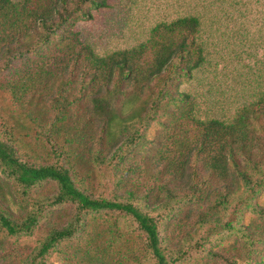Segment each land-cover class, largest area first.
I'll list each match as a JSON object with an SVG mask.
<instances>
[{
  "label": "trees",
  "instance_id": "obj_1",
  "mask_svg": "<svg viewBox=\"0 0 264 264\" xmlns=\"http://www.w3.org/2000/svg\"><path fill=\"white\" fill-rule=\"evenodd\" d=\"M110 1L0 0V72L14 77L9 93L0 89V102L18 133L0 136V264H50L64 241L84 233L86 215L101 212L132 218L146 239L111 254L114 239L123 237L113 216L108 227L98 223L90 232V245L110 259L89 253L90 262L178 264L199 248L228 264L258 261L264 245V204L258 201L264 191V87L232 119L202 118L198 102L179 87L208 62L204 30L238 26L254 9L264 27V0H183L187 13L157 24L130 49L99 55L76 24L92 10L111 7ZM22 118L58 155L55 164L23 154L20 138L32 134L24 132ZM154 126L162 130L151 140L172 154L148 174L161 188L121 191L116 184L110 194L97 193L89 183L93 167L114 173L109 154L120 157L146 143ZM70 146L77 154H68ZM83 162L85 175L77 169ZM49 182L57 192L34 199L32 209L20 204V212L13 210L17 185L29 196ZM67 206L73 214H55ZM185 206L175 234L163 235L162 215ZM36 233L33 246L22 245ZM215 234L242 243L216 251L208 246Z\"/></svg>",
  "mask_w": 264,
  "mask_h": 264
},
{
  "label": "rangeland",
  "instance_id": "obj_2",
  "mask_svg": "<svg viewBox=\"0 0 264 264\" xmlns=\"http://www.w3.org/2000/svg\"><path fill=\"white\" fill-rule=\"evenodd\" d=\"M19 2L21 0H13ZM111 7L100 10H92L90 18H81L76 24V30L80 32L84 43L92 45L99 55H108L118 50L130 49L146 39L150 30L161 22H170L177 17L187 13L188 4L183 0H111ZM238 26L225 24L220 28L207 27L201 34L202 40L208 45V62L194 73L193 78L184 79L179 90L192 95L198 102L202 118L217 117L220 119H232L244 107L252 104L260 95L264 87V27L260 16L254 11H249V16L240 19ZM22 64L17 67L22 68ZM14 77L8 72H0V89L9 93ZM15 108V107H13ZM25 126L24 132L32 134L25 141L20 138L19 144L23 154L35 163H53L58 161L57 154L52 151L48 143L37 134L32 133L29 121L21 119ZM14 121L5 113L0 102V136L11 138L16 136L17 131ZM160 126L150 129L149 140L123 151L120 157L117 154H109L110 169H98L93 167L94 176L91 183L95 191L100 194H110L116 189L125 191L129 188L150 190L161 188V183H156L150 174L158 170L160 161L172 159L165 144L153 143V138L161 132ZM24 134V133H23ZM264 143V134L259 133ZM157 139V137H156ZM68 154L77 150L70 146ZM67 165L71 164V158H64ZM116 160V161H115ZM74 163V161L72 162ZM77 169L85 175L88 171L85 162L77 164ZM4 178V175L1 174ZM18 198L11 201L14 211L20 212L22 206L30 209L34 207V199L45 194L57 192V186L53 182L44 183L30 190L29 196H24V190L20 185L15 187ZM18 191V192H17ZM23 197L22 203L20 198ZM260 204H264V191L258 197ZM20 204H23L20 206ZM189 207H181L171 215H162L161 230L163 235L175 234L176 223L183 218ZM69 209L73 214V206L55 208V214L61 215ZM118 218V226L123 234L122 239H114L109 248L111 254L115 255L121 251L124 244H133L145 241L146 237L140 231L136 222L128 216H119L116 213H88L86 215V227L84 233L76 239L64 241L59 250L53 254L50 264H100V261H87V254L102 256L103 261L110 259L102 249H96L90 245V232L94 225L104 224L108 227L111 217ZM252 214L245 218V224L252 220ZM57 220V219H56ZM44 223L45 220L43 219ZM100 226V225H99ZM110 239L109 233L104 238ZM38 238V233L29 239L22 240L23 246H33ZM108 242L104 240L106 245ZM235 243H242L238 237L227 238L215 234L210 240L209 247L213 250H226ZM181 246V244H179ZM260 256L258 261H236L232 264H264V245H260ZM222 259L209 256L205 251L195 249L189 255L182 258L178 264H228ZM130 264H135L131 262ZM145 264H154L147 261Z\"/></svg>",
  "mask_w": 264,
  "mask_h": 264
}]
</instances>
